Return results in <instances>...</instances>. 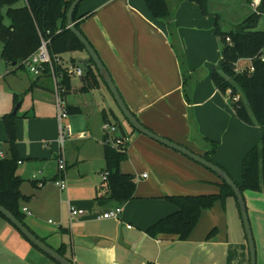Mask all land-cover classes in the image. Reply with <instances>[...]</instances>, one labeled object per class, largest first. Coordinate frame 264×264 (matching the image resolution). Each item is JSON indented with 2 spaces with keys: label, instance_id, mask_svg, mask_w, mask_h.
Wrapping results in <instances>:
<instances>
[{
  "label": "crops",
  "instance_id": "0c3cea01",
  "mask_svg": "<svg viewBox=\"0 0 264 264\" xmlns=\"http://www.w3.org/2000/svg\"><path fill=\"white\" fill-rule=\"evenodd\" d=\"M170 4L173 30L166 19L153 16L145 0H85L78 15L84 34L136 117L157 134L200 155L211 148L206 138L217 141L213 159L229 174L235 173L233 178L239 184L241 162L253 146L260 144L262 129L239 119L226 94L213 82L212 73L221 58L217 60L214 55L219 44L215 32L217 12L210 9V15H203L190 0ZM194 28L199 38L197 47L191 44L195 36L186 35ZM193 50L198 55L202 51V60ZM60 58L64 66L79 65L89 54L81 51L78 57L71 52L70 61ZM203 65L207 74L202 76L199 69ZM19 67L12 64L11 71ZM27 72L32 78L26 89L35 97L40 92V105L33 104L19 113L15 112L19 105L12 109L4 106L1 111L3 116L17 114V174L23 180L24 195L20 206L26 224L39 238L55 249L65 244L66 257L76 264H250L248 239L236 227L232 212L236 200L231 196L203 210L187 240L152 237L146 232L177 210L166 195L218 192L221 179L207 167L145 134L137 136L133 152L138 146L146 148L141 159L151 173L137 178L134 197L124 203L113 198L102 203L96 200L107 167L102 125L106 118L116 116L124 127L121 133L127 134L130 128L100 76L98 85L87 90L83 89L90 84L85 74L71 76L67 105L79 107L81 112L69 114L71 117L66 119L73 136L65 145L68 191H61L55 184L60 147L54 80L47 73L34 77ZM17 100L15 95L14 103ZM7 140L6 130L3 133L0 127V144ZM121 170L132 173L125 165ZM244 196L257 233L255 223L264 220V193L246 190ZM68 200L84 212L71 217ZM117 206L123 208L118 219L102 217ZM215 227L216 235L207 239ZM19 232L0 215L2 256L18 264H55ZM257 258V264H264V250Z\"/></svg>",
  "mask_w": 264,
  "mask_h": 264
},
{
  "label": "trees",
  "instance_id": "16d2710c",
  "mask_svg": "<svg viewBox=\"0 0 264 264\" xmlns=\"http://www.w3.org/2000/svg\"><path fill=\"white\" fill-rule=\"evenodd\" d=\"M21 1H24L22 6L19 5ZM172 1L175 0H145L153 16L166 19L171 30H173L174 15L170 4ZM190 1L198 5L203 15L211 14L212 0ZM72 2L73 0H0L1 57L9 64L24 66V60L40 47L42 38L50 40L49 49L52 56L61 57L66 52H87L84 44L67 26V11ZM82 2L76 7L73 17L77 28L84 34L81 28V16L78 15ZM260 10L261 13L250 12L239 25L228 31L222 28L220 15L214 14L215 32L224 46L218 65L212 73L213 82L224 94L228 89H231L234 95L240 94L239 101L230 100L237 117L247 124H258L263 132L260 144L253 146L242 161V181L238 185L243 193L246 190L264 193V61L255 59V70L243 73L236 72L234 62L243 57H255L264 48V30L257 29L258 22L264 15V0ZM228 37L230 41L227 40ZM64 67L62 63L54 61L55 72L61 78V84L65 88L63 95L66 96L70 90L71 76ZM84 68L85 79L90 83L83 88L87 90L98 85L97 77L101 75L91 59ZM44 73L52 76L49 66ZM186 82L187 79L184 80V83ZM67 110L69 114L81 112L79 107L68 105ZM16 118V113L4 115L8 140L6 157L0 158V204L26 224L25 215L20 206L24 195L21 192L23 180L17 174L19 153L16 144ZM109 121L117 123L120 131L124 132V127L116 116ZM126 121L128 122L127 119ZM128 124L132 127L129 122ZM133 130L136 129L133 128ZM206 140L211 148L202 156L217 163L212 156L217 150L218 142L207 138ZM104 145L107 165L105 171L109 172V176L100 185L96 200L102 203L113 198L119 202H127L134 197L137 186L136 176L121 170V163L128 157V146L125 150L119 151L105 142ZM229 196L236 200L239 208L233 189L223 180H221L218 192L166 195L165 198L174 204L177 210L155 222L147 228L146 232L152 237L164 235L173 236L178 240H187L199 223L202 211L212 208L217 201L224 203ZM0 215L7 219L3 214L0 213ZM216 233L215 227L209 232L207 239L213 238ZM41 239L46 242L45 239ZM56 250L66 256L65 244Z\"/></svg>",
  "mask_w": 264,
  "mask_h": 264
},
{
  "label": "rangeland",
  "instance_id": "374dc122",
  "mask_svg": "<svg viewBox=\"0 0 264 264\" xmlns=\"http://www.w3.org/2000/svg\"><path fill=\"white\" fill-rule=\"evenodd\" d=\"M19 4H21V6L24 5V1H21ZM210 9H212L213 12H217L220 15L221 22L223 25V29H225L227 31L234 29L251 12V9L248 7L247 0H212L210 3ZM6 22L9 23L8 20H6ZM257 29L258 30H264V15L261 16V18L258 22V25H257ZM196 31H197V28L190 29L187 31V34H186L190 37L195 36L191 41V44L194 47H197L198 39H199L196 36L197 35ZM223 46H224V44L219 38V44H218V46H216V49L214 51L215 58H218L217 60H219V57L221 56L220 52H221ZM1 49H2V45L0 44V52H1ZM75 52H76V56L79 57V53L81 51H75ZM198 52H199V55L196 53V51H194L197 58L202 60L199 57L200 55H202V51H198ZM70 55H71V52H66L62 56H63L64 60L70 61ZM245 64H246L245 61L240 62V66H242V67ZM204 66L205 65L200 67V69H199L200 74L199 75L203 76V75L207 74V71L205 70ZM82 67L84 68L85 66L82 65ZM11 69H13L12 64H9L8 62H6V60L4 58H2L0 55V127H2L3 133H5V130H6V125H5L4 116H3L4 113L1 111V110H3L4 106H6V108L12 109L14 107L16 108L17 105H19V108L16 111L17 113H19V112L24 111L27 107L32 108L33 104H36V106H39L40 101L42 100L40 92H38L36 94V97H35L32 94V91H27V89H26L28 87L27 84H29V80L32 78L28 74L26 66L25 65L21 66L15 71H11ZM84 70H85V68H84ZM21 78H23V79H21ZM15 95H18V100L15 101V103H14ZM54 96H55V94H54ZM35 98L37 100V103H35ZM69 117H71V116H69ZM65 122L67 123V120ZM253 125L257 126L258 124H253ZM128 127H130V128L128 129L129 131H126V133L130 135L129 152H128L127 159H125L121 163V165H125V167H127V169L130 170V172H132L133 174L136 175V179L138 178V180H139L140 176L143 173L148 175L151 172L147 170V165H146L145 161L141 159L142 154L143 155L146 154V151H145L146 148L144 147L145 148L144 149L143 147L138 146L136 153L133 152L134 145L135 144L138 145L137 136L143 135V134L137 130H133V128L129 124H128ZM6 132H7V130H6ZM58 146H59V144H58ZM0 149H2L4 152H6L7 143H5V144L1 143ZM238 164L240 166V160H238ZM230 175L233 178L235 176V173H233V175L231 173ZM234 205H235V208L233 206L232 212H233L234 220L236 223V227L238 230L242 229L244 231V233L246 234L244 224H243V221H242V218L240 215V210L237 206L236 201H235ZM248 214H249V211H248ZM251 215H252V217L249 214V219H250V223H251V227H252V231H253V235H254L256 252H257V257H258L259 253L264 250V220L261 218L258 225L255 223V226L257 228V233H256V229L253 226V223L251 220V218L254 220V217H253L252 213H251ZM45 220H47V218ZM22 237L24 238L23 235H22ZM24 239H27V238H24ZM27 241L30 243V245H32V243L29 240H27ZM52 261L55 264L56 263L59 264L54 259H52ZM0 264H18V261L15 259L10 261L9 256L4 257V256H2V254H0Z\"/></svg>",
  "mask_w": 264,
  "mask_h": 264
},
{
  "label": "built area",
  "instance_id": "2783aa9c",
  "mask_svg": "<svg viewBox=\"0 0 264 264\" xmlns=\"http://www.w3.org/2000/svg\"><path fill=\"white\" fill-rule=\"evenodd\" d=\"M263 0H250L248 2V6L251 9V12L261 13L260 6ZM230 41V38H227ZM49 39L42 38L40 47L28 58L24 60V65L30 74L34 77H39L42 75L47 68V66L51 69L52 78L54 80V94L55 100L57 104V118L59 123V155L57 157L58 162V177L55 179V184L59 187V189L63 192L68 191V178H67V160L65 157V145L68 139H71L73 136L72 129L70 124L66 123V119L69 117V113L67 110V100L66 96H64L65 88L61 84V78L56 74L54 69V61L61 62L60 57L52 56L49 49ZM260 59L264 61V48L259 52L255 57H243L239 58L236 62H234V69L238 73L243 72H253L255 70L254 60ZM245 61V65L240 66V62ZM64 69H66L69 76H83L85 74V70L82 67V64H67ZM226 96L229 100L237 102L240 100V94H233L231 89H228L226 92ZM102 129L104 131V140L107 145L112 148L123 151L126 149L130 142V135L123 134L120 131L119 125L109 120H105ZM6 154L0 149V158L4 159ZM109 176V172L105 171L103 173V180L106 181ZM143 177H146L147 174H143ZM69 210L71 217H75L84 212L83 209H79L70 204L68 200ZM27 211V208L24 209ZM123 208L122 206H117L114 209H110L103 213L102 217L105 219H118L122 214ZM52 222V220H50Z\"/></svg>",
  "mask_w": 264,
  "mask_h": 264
},
{
  "label": "water",
  "instance_id": "95a60500",
  "mask_svg": "<svg viewBox=\"0 0 264 264\" xmlns=\"http://www.w3.org/2000/svg\"><path fill=\"white\" fill-rule=\"evenodd\" d=\"M83 0H73L68 11H67V26L68 28L74 32V34L78 37V39L84 44L89 58H86L81 61L82 65L87 66L90 62V59L96 65L101 77L107 84L110 89L117 105L120 110L128 120V122L132 125L134 129L139 131L142 134L147 135L148 137L163 143L181 153L191 158L192 160L200 163L201 165L207 167L212 170L221 180L225 181L234 191L235 196L237 198V202L239 204V209L241 213V218L244 224L246 236L248 239L249 250H250V264H257V252L255 246L254 235L249 219L248 207L246 203V199L244 193L239 187L238 183L231 177L226 169L220 166L217 163L207 160L202 155L192 151L184 145L176 143L166 137H163L156 132L149 129L145 126L136 115L129 109L124 99L122 98L108 68L104 64L100 55L93 47L88 38L77 28L76 22L74 21V11L80 2ZM16 112V110H15ZM0 213L3 214L21 233L26 237L32 244H34L38 249H40L45 254L49 255L52 259L57 261L59 264H76L73 260L59 253L54 247L47 244L41 238H39L34 232H32L26 224H24L21 220H19L10 210H8L4 205L0 204Z\"/></svg>",
  "mask_w": 264,
  "mask_h": 264
}]
</instances>
